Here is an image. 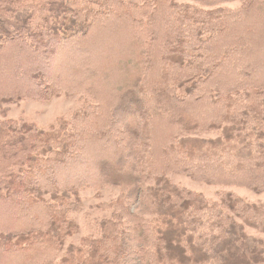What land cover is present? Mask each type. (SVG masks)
<instances>
[{
	"label": "trees",
	"instance_id": "1",
	"mask_svg": "<svg viewBox=\"0 0 264 264\" xmlns=\"http://www.w3.org/2000/svg\"><path fill=\"white\" fill-rule=\"evenodd\" d=\"M189 1L0 0V108L95 101L48 129L0 123V264H264L247 233L264 202L170 181L264 193V0ZM108 36L126 46L112 91ZM108 188L100 236L65 252L82 194Z\"/></svg>",
	"mask_w": 264,
	"mask_h": 264
},
{
	"label": "rangeland",
	"instance_id": "2",
	"mask_svg": "<svg viewBox=\"0 0 264 264\" xmlns=\"http://www.w3.org/2000/svg\"><path fill=\"white\" fill-rule=\"evenodd\" d=\"M19 1V0H18ZM180 3H190L189 0H178ZM240 6V3H232L226 5L229 8H237ZM121 41L114 40L111 41L110 37L106 38V43L102 47L103 50V63H108V66H105L98 79L101 83L105 84L109 90L112 91L115 86L110 83V81L105 80L107 71L109 70L110 74L113 71V64L116 59L122 56L126 51V46ZM81 48V47H80ZM94 52V51H93ZM101 53H98L100 55ZM98 58V56H97ZM2 57H0L1 61ZM2 62V61H1ZM65 63V62H64ZM74 67V64H72ZM107 65V64H105ZM104 66V65H103ZM102 66V67H103ZM108 67V68H107ZM107 68V69H106ZM73 75L76 71L70 69ZM69 73V72H68ZM66 73V74H68ZM0 74H5V72H0ZM107 77V76H106ZM88 78V77H87ZM63 79V77H62ZM90 79V78H89ZM91 80V79H90ZM95 80V79H94ZM83 95L82 93H71L65 95V93H60L54 100L43 103L37 101H23L18 104H8L3 105L0 108V123H4L5 120H14L18 124H34L38 128L48 129L51 126L58 123L61 118H69L77 111L88 106L87 104H95L94 99ZM205 139H215L218 137L217 134H207L202 136ZM170 181L173 185L181 187L182 189L200 194L207 200L217 202L219 199V194L222 192H231L239 198H242L246 202L261 204L264 202V193L256 194L253 191L247 188H223V187H213L207 186L201 183L192 182L189 178L182 175H171ZM153 185V183H149ZM122 194V191L118 188H108L101 191L99 197L95 195V192L90 191L82 194L83 207L82 209L73 215L74 220L76 221L79 229L78 232L67 239L65 243V252L71 245L80 246L84 238H98L100 236V226L101 223L108 218H111L113 211L101 210L100 207L104 204H110L116 201ZM96 196V197H95ZM142 202V200H141ZM132 213H138L139 201L131 202L127 204ZM247 233L257 240L264 241V234L258 233L256 230L249 229ZM64 253V252H63Z\"/></svg>",
	"mask_w": 264,
	"mask_h": 264
}]
</instances>
